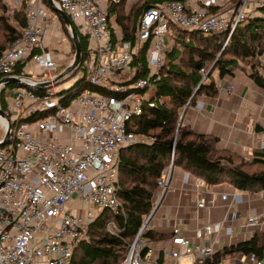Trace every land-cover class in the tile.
Returning <instances> with one entry per match:
<instances>
[{
  "label": "built area",
  "instance_id": "2783aa9c",
  "mask_svg": "<svg viewBox=\"0 0 264 264\" xmlns=\"http://www.w3.org/2000/svg\"><path fill=\"white\" fill-rule=\"evenodd\" d=\"M113 1L54 0L55 7L87 38V55L75 69L79 74L69 76L73 70L55 80L64 71L59 72V67L69 62L74 45L48 0H25L27 22L19 27L22 35L0 56V77L16 76L13 71L25 62V76L19 78L30 84L51 83L42 90L13 88L7 98L10 121L0 118V142L9 123L12 126L10 142L0 144V264H73L74 252L90 240L89 227L101 212L122 211L120 152L153 140L137 134L132 125L143 114L150 101L147 89L160 78L165 65L171 23L205 34L224 33L227 45L242 21L260 16L264 8V0H243L220 13H212L207 2L167 1L148 8L136 32L140 44L149 43L147 70L134 80L142 68L132 64L139 48L109 15ZM201 72L203 82L210 69L205 66ZM83 73L95 89L81 88L63 105V96ZM227 92L233 93L234 86L229 85ZM38 114L42 116L28 120ZM172 168L165 169L158 180L153 209L143 216L119 264H224L223 260L214 262V255L219 251L216 239L228 227L227 217L216 226L200 224L194 238L183 235L180 225L159 239L148 235L155 231L152 219L160 205L154 210L166 194ZM196 185L207 183L197 176ZM228 197L220 194L223 201ZM234 203L229 201L227 214ZM213 205L214 196L205 194L196 202L199 211ZM245 225H264V210L249 215ZM106 230L113 235L120 232L114 220L106 223ZM240 255L232 256L230 264L241 263ZM250 256L253 264H264V254Z\"/></svg>",
  "mask_w": 264,
  "mask_h": 264
},
{
  "label": "trees",
  "instance_id": "16d2710c",
  "mask_svg": "<svg viewBox=\"0 0 264 264\" xmlns=\"http://www.w3.org/2000/svg\"><path fill=\"white\" fill-rule=\"evenodd\" d=\"M113 1V0H112ZM167 1L183 0H140L131 11H126L127 0H115L109 8L123 28L124 36L138 46L133 65L142 66L136 77L146 74V53L149 43L140 44L136 32L145 10L160 6ZM25 0L17 6H10L0 0V56L22 35L20 25L27 22ZM212 13H220L221 6L209 5ZM174 44L168 49L165 65L160 78L149 89L150 101L144 112L133 121L132 129L139 135L150 136V143H136L120 152V191L119 198L123 209L116 214L109 210L101 212L90 225V240L79 245L74 252L73 264H119L126 256L128 245L138 233L143 216L152 211L153 196L158 180L165 169L180 166L203 178L207 185L228 182L234 187L250 192L264 190V151L256 152L252 159L238 153L220 149L218 137L195 132L189 125L179 123L182 109L193 104L200 94L215 97L218 87L212 77L232 75L244 66L251 69V75L258 85L264 88V8L260 16H248L232 34L227 45L226 34H205L198 30L182 28L174 23L169 26ZM64 30H69L64 24ZM77 30V29H76ZM82 56L87 55V38L79 32ZM75 50V47H74ZM209 76L202 82L201 68H211ZM69 62L62 64L59 72L65 70ZM25 62L20 63L12 74L25 76ZM2 79V77H0ZM198 91L195 93L197 87ZM17 84L3 85L0 90V107L9 112L7 98ZM95 87L87 82L86 73L69 93L65 94L62 104L67 105L81 88ZM97 89V88H96ZM41 114L30 117L35 120ZM114 220L119 228L118 235L106 230V223ZM154 239L165 237L156 231L148 233ZM255 253L258 258L264 254V233L257 231L249 241L219 250L214 262L239 253ZM207 264V263H204Z\"/></svg>",
  "mask_w": 264,
  "mask_h": 264
},
{
  "label": "crops",
  "instance_id": "0c3cea01",
  "mask_svg": "<svg viewBox=\"0 0 264 264\" xmlns=\"http://www.w3.org/2000/svg\"><path fill=\"white\" fill-rule=\"evenodd\" d=\"M6 1L14 7L22 0ZM130 1L134 3L136 0H127V12L132 5ZM183 2L187 5H205L206 2L210 5H220L218 0ZM112 18L120 25L114 15ZM260 60L264 65V56L260 57ZM213 79L218 87V94L215 97L200 94L196 101L184 110L182 123L189 125L197 133L218 137L220 149L230 150L250 160L256 152L264 151V88L256 83L251 69L244 65L225 77H219L217 72ZM229 85L234 86L233 93L227 92ZM196 178L192 172L180 166H173L169 187L152 219V227L156 232L168 235L174 225H180L183 235L194 238L195 228L200 224L211 223L216 226L227 217L228 227L221 229L216 239L219 250L249 241L257 231L264 233V225H245L249 215L264 210V190L244 191L228 182L198 187ZM222 193L228 194L227 201L221 200ZM201 194L208 198L214 196V205L199 211L196 202ZM231 200L235 203L227 214L226 206ZM241 254L239 264H253L249 253ZM231 257L224 258L223 263L230 264Z\"/></svg>",
  "mask_w": 264,
  "mask_h": 264
},
{
  "label": "water",
  "instance_id": "95a60500",
  "mask_svg": "<svg viewBox=\"0 0 264 264\" xmlns=\"http://www.w3.org/2000/svg\"><path fill=\"white\" fill-rule=\"evenodd\" d=\"M48 2L53 7V9L59 14V16L61 17L62 22L68 28L69 34L71 36L72 43H73V45L75 47V57H74V59L69 64V66L55 78V80H58V79L62 78L64 75L68 74L69 72L75 70L78 67V65H80L82 63V59H83L82 52L83 51H82V45H81V42H80V39H79V34H78L76 28L74 27L72 21L70 20L69 16L65 12H63V11H61L58 8L55 7L54 0H48ZM209 74H210V72L207 74L205 79L209 76ZM11 83L17 84L20 87H25V88H28V89H35V90H42V89L47 88V87H49L51 85L50 82L38 83V84H30V83L24 81L23 79H21V78H19L17 76H6V77H3L2 79H0V90H1L3 85H7V84H11ZM198 89H199V86L197 87V89H196L194 94H196ZM183 116H184V111H183V113L181 114V117H180V121H179L180 124L183 122ZM0 118H5L8 122L10 121L9 114L5 110H3L1 107H0ZM11 128H12V126L9 123L8 131H7V134L5 136V139L3 140V142H0V144L4 145V144L10 142V137H11V134H12ZM164 195L162 196L159 204L157 205L156 209L154 210V213L156 212V210H157L158 206L160 205L161 201L163 200Z\"/></svg>",
  "mask_w": 264,
  "mask_h": 264
},
{
  "label": "rangeland",
  "instance_id": "374dc122",
  "mask_svg": "<svg viewBox=\"0 0 264 264\" xmlns=\"http://www.w3.org/2000/svg\"><path fill=\"white\" fill-rule=\"evenodd\" d=\"M133 1H135V0H133ZM140 0H136L134 3H132V1H130V3L132 4L131 5V7H129V10L131 11L132 10V8L134 7V5L135 4H137L138 2H139ZM241 1H243V0H218V2L220 3V5L219 4H215V5H218V6H221V8H222V10H225L226 8H228V7H230V6H233V4H237V3H240ZM251 2H253V1H256V0H250ZM232 2V3H231ZM18 5V4H17ZM16 5V6H17ZM76 23H79V21L78 22H76ZM64 26V25H63ZM79 31H81V29H79ZM65 34H66V31H65ZM124 34V33H123ZM66 36H67V39L69 40V41H71V39H70V37H69V35L68 34H66ZM72 43V42H71ZM175 42H174V39L171 37V35H170V37H169V40H168V49L174 44ZM74 57H75V50H74V48H73V51H72V53H71V55H70V60H69V63H71V61L74 59ZM211 65V64H210ZM213 66H214V64H212L211 65V68H213ZM132 67H133V65H132ZM211 68H209L210 70H211ZM58 71H60V69H58ZM58 71L57 72H53L52 74L54 75V74H57L58 73ZM78 73V70H75L74 72H72L71 73V75H69V76H72V75H76ZM216 73H217V71L216 72H214L213 74H212V77L213 76H216ZM79 74V73H78ZM39 77H36L35 79H38ZM207 79V78H206ZM205 79V80H206ZM19 88H21L20 86H18ZM191 105V104H190ZM1 119H0V126H1ZM154 200H155V198H154ZM79 207H81V203H79Z\"/></svg>",
  "mask_w": 264,
  "mask_h": 264
}]
</instances>
